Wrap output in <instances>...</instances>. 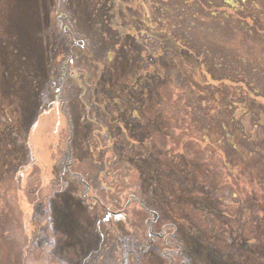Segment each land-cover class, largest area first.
I'll return each mask as SVG.
<instances>
[{
  "label": "rangeland",
  "instance_id": "374dc122",
  "mask_svg": "<svg viewBox=\"0 0 264 264\" xmlns=\"http://www.w3.org/2000/svg\"><path fill=\"white\" fill-rule=\"evenodd\" d=\"M156 3L0 0V264H169L147 210L178 225L188 264H264V178L197 120L210 82L196 53L154 35ZM192 27L190 48L221 70L264 68L263 37ZM254 119L245 133L262 138ZM213 123L231 145V124Z\"/></svg>",
  "mask_w": 264,
  "mask_h": 264
},
{
  "label": "trees",
  "instance_id": "16d2710c",
  "mask_svg": "<svg viewBox=\"0 0 264 264\" xmlns=\"http://www.w3.org/2000/svg\"><path fill=\"white\" fill-rule=\"evenodd\" d=\"M146 2L150 3V0H146ZM154 8L161 10L160 12L164 14L163 23H161V17H158V22V19L152 21L149 16L154 28L159 26L160 29L154 35L157 33L170 35L168 37L175 43H181L182 48L196 53L195 56L201 61L202 74L210 82L200 87V90L195 93L198 95L196 97L197 104L193 106L197 120L204 125L208 124V120L212 121V128L217 131L215 135L220 137L217 144H220L221 150H224L225 154L228 153L231 156L230 161L233 159L245 161V158L239 154V150L246 149L247 157L252 158L249 167L252 171H257V177L264 178V137H259L258 132L256 136L248 137L245 133L243 119L241 120V117L245 115L258 116L260 119L254 120L259 123L258 131L263 132L264 68L257 66L251 73H246V69L241 64V59L247 60L241 58L235 61L234 58L238 70L235 71L233 65L231 71H223L221 70L224 67L222 61L215 62L199 57L197 55L198 49L196 47L190 48L188 44L190 40L196 43L192 37L194 32L192 26L199 23L200 20L209 19L223 22L227 26H233L246 33L248 37L252 35L256 36L252 39L261 40L262 37L264 38V27L257 28V23L261 20L264 22L262 15L264 0H158V3L153 4ZM148 11L144 10L145 13ZM173 19H175L174 22H172ZM185 20L191 24L184 22ZM205 49L211 48L206 47ZM240 70L243 72H239ZM169 84H171L170 81ZM259 99H263V102ZM204 100L207 105L204 104ZM216 117L220 118L222 124L225 123L227 126L231 124V145L228 144V137L222 132L223 127L218 130L213 123ZM207 128L204 131H207ZM247 134L249 133L247 132ZM249 167L246 166L245 168L248 169Z\"/></svg>",
  "mask_w": 264,
  "mask_h": 264
},
{
  "label": "flooded vegetation",
  "instance_id": "af4514ba",
  "mask_svg": "<svg viewBox=\"0 0 264 264\" xmlns=\"http://www.w3.org/2000/svg\"><path fill=\"white\" fill-rule=\"evenodd\" d=\"M87 187H88V190H90V187L88 185ZM191 194H194V192H192ZM147 211L153 215V218L147 221V225L149 226V229H150V235L155 239L156 243L158 242L159 244H161V247H159V249L160 251H164L165 257L169 258V264H188L187 262L182 261V256L184 255L183 247L179 243L176 242L178 225H176L175 222L173 221H169L167 224L162 226V228L160 229V223H158L159 214L153 211H149V210ZM120 212H123V211H120ZM108 213L111 214L112 212L108 211ZM113 214H116V213H113ZM154 226L156 227L155 231H154ZM223 240H224V237H223ZM162 245L164 249H162ZM222 249L224 250V248ZM223 250H220V253L222 255L225 254L224 252L225 250L224 251Z\"/></svg>",
  "mask_w": 264,
  "mask_h": 264
}]
</instances>
